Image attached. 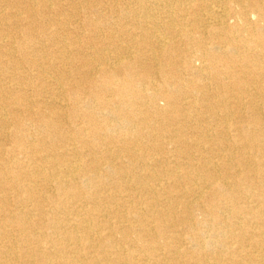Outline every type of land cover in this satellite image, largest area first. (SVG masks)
<instances>
[{
  "label": "bare ground",
  "instance_id": "1",
  "mask_svg": "<svg viewBox=\"0 0 264 264\" xmlns=\"http://www.w3.org/2000/svg\"><path fill=\"white\" fill-rule=\"evenodd\" d=\"M58 1L13 0L11 3L20 7L18 11L0 10V58L12 69L10 86L0 84V101H9L6 111L20 114L15 118L20 128H14L9 137L12 147L5 152L0 150V183L6 187L2 192H7L0 196V207H3L0 217L11 226L4 231L0 225V241L9 242L0 246V264H264V133L240 131L246 140L229 139L233 142L229 148L239 152L248 149L256 158L250 163L244 156L237 155L235 165L242 171L232 173L233 182L229 183L219 176V171L225 169L231 175L230 163L224 160L221 164H209L201 155L213 149L195 146L200 153L196 161L185 156L183 150L190 149L191 142L180 122L192 109L188 106L192 103L186 101L190 90L201 95L213 90L212 104L216 107L227 101L221 100L220 91L250 95L251 85L264 81V0H97L107 2L108 10L117 13L116 18L120 20L116 22L121 31L125 24L121 20H132L138 30L139 46L152 39L157 44L156 51L166 47L178 52V57L183 55L179 64L185 70L182 72L190 73L192 79H184L174 68L157 64L154 50L150 52V66L143 65L138 57L132 58L129 41L135 36L130 35L129 29V40L120 48L130 61L121 74L109 63L111 52L106 45L83 48L74 42L77 43L75 55L84 60L89 75L98 72V52L104 54L102 61L106 67L109 65L100 73L101 85H96L93 79L95 84L86 90L87 95L105 109L109 121L101 128L90 121L93 113H86L82 117L86 116L89 121L80 128L71 124L68 127L72 133L66 136L58 123L64 119V114L60 113L65 103L62 98L47 101L39 97L27 102L22 86L24 78H17L21 83L15 79L18 65L26 64L43 85H33L37 96L55 92L62 95L64 45L56 38L57 30L47 38L40 24L55 22L63 26L64 31L78 12L88 8L96 12L97 8L96 0L90 1V5L85 1L66 0L76 11L67 18H59L63 13ZM229 2L237 7V20L231 27L227 24L231 12L227 7ZM22 12L33 20L31 25L40 21L39 33L35 34L28 27L26 17H20ZM159 12L163 14L162 21L159 18L160 22L155 21L149 27L143 25L145 19ZM5 18L11 23H1ZM112 19L110 15L104 17L103 24L93 23L94 29L99 32L101 27L112 29L116 24ZM14 24L23 27L22 32L10 30ZM159 25L168 42L161 43L164 36H159ZM179 36V41L188 46L185 51L177 50L179 41L175 38ZM96 37V34L89 35L93 43L90 45H95ZM104 38L112 41L109 34ZM41 41L52 46L51 54L41 53L43 47L38 46ZM171 56L169 53L168 59ZM195 59L201 66L191 65ZM52 70L55 80L48 82L47 74ZM2 72L0 69V75ZM197 78L203 79V83L196 84L193 79ZM86 79L90 80L88 76ZM8 89L17 94L14 103L11 95L5 93ZM104 91L111 92L118 102L106 103L101 97ZM158 98L164 99V106L155 104ZM146 104L151 106L148 113L140 108ZM207 105L212 107L210 103ZM116 107L125 111L116 112ZM256 108L253 109H260ZM148 118L159 126L148 127ZM25 119L28 123L22 124ZM36 122L39 124L35 127ZM6 123L0 113V125ZM31 128L41 129V136L31 138L28 132ZM203 132L194 136L197 146L211 140L208 132ZM2 135L0 131V139L4 138ZM257 135L261 137L258 144L254 139ZM47 137L54 138L44 140ZM142 140L146 143L142 144ZM165 143L172 145V155H181L176 156V161L169 159ZM221 148L229 149L228 146ZM153 154L159 157L154 158ZM122 156L126 162L115 164ZM130 166L140 175L127 178L130 170L122 173L120 169ZM177 166H181L178 171ZM155 167L168 176L166 186L156 181L157 173L151 169ZM6 203H12L14 209L7 210ZM194 203L203 216L200 222L190 212ZM201 227L205 230L200 231ZM186 241L191 246H186ZM43 247L47 250H41Z\"/></svg>",
  "mask_w": 264,
  "mask_h": 264
},
{
  "label": "rangeland",
  "instance_id": "2",
  "mask_svg": "<svg viewBox=\"0 0 264 264\" xmlns=\"http://www.w3.org/2000/svg\"><path fill=\"white\" fill-rule=\"evenodd\" d=\"M12 1L13 0H3L0 3V10L3 9L6 12H12V13L18 11V9L20 8L19 5L12 4L11 3ZM76 1L78 3L79 2H82L83 3L85 1L87 5H90L91 4L90 1H92V0H76ZM58 4L60 5V10H62L60 12L63 13V15L61 17H59V18H63V17L67 18L70 13H73V12L76 11L75 9H73L71 7V4L72 3L71 2H68L66 0H60V1H58ZM55 6H56V3H55ZM94 6L97 8L96 9V12L90 11V10H92L91 8L84 9L83 11L78 12L77 13V16L75 15V17L72 19L73 23L71 25H69L67 28H65L66 30L63 29L64 31L61 30V28L63 26L60 27L55 22H42V24H40V21H37V22H35V25H31V23H32L33 20L30 17H28L26 15V13L22 12L21 15H20V17L22 19H24L26 17V19H24V21L27 22L26 24H28V27L29 28H32V30L34 31L35 34L39 33L38 26H40V25H42L41 26L42 29H43L42 31L45 34V37H47V38H50L51 32H53L54 30H57L58 34H56L57 35L56 38L59 39V42H60L61 45L62 44L64 45V49H65L64 51H65L66 54H65L63 60H61V65L62 64L65 65L64 72H63L64 73V75H63L64 76V80H63V85H62L63 86L62 87V91H63L62 95H58L55 92V94L54 93L53 94H51V93H49V94L42 93L40 96H37L36 93H35V91H34V89L32 87H33V85L35 83H37L38 85H41V83H39V80L36 79V73H35V71H33V69L30 68V67H28L26 64H19L18 65L19 66L18 72H15V76H16L15 79L16 80L19 77H20V79L21 78H24V83H23L22 86H23V89H24V96L27 99V102H33L34 100H37L39 97L42 98V99L43 98L44 99H47V101H49L51 99H54V98L56 99V101H58L60 98H62V101L65 102V103L63 104L64 105V109L60 113H63L64 114V119L59 120L58 123L60 125V130H62L63 136H66L67 134L69 135V134L72 133V131L70 129L71 127L70 128L68 127L71 124L74 123L77 127L80 128V127L83 126V124H85L84 122L89 121L86 116L84 118L82 117L86 113H93L90 121L95 122V124H97L101 128H104V126L109 121V119L104 114V110L105 109H102L103 107L100 106V105H98L97 101H95L93 98H91V96H88L87 95L88 92L86 91L88 88H90V86L92 84H95V83H93V79L94 80L96 79V85H101V83L103 81V78L100 75V73L103 70L108 69L107 67H109V65L107 64V67H106V63L102 61L104 54L103 53L102 54H99V52H98V55L96 56V58H98L97 61H99L98 62V65L100 67L97 66V71L98 72H94L93 74H90L89 75L88 74L89 72L86 71V68L84 67V64H85L84 63V60L81 59V58H77L76 55H75L76 54L75 53V47H76V44L77 43H79L80 45H82L83 48L85 46H90V47L96 46V47L99 48V47H102L103 45H106V48H109L110 49L109 52H111L110 53V56H109V58H110L111 61L109 63L110 64H113L112 68L119 69L120 70L119 74H121L122 71L128 67V65H129L128 63L130 61V57H127V55L124 53V51H122V48H120V47L125 46V44L123 42L129 40L127 35H129L131 33L130 35L135 36V38H134L135 40L132 39L131 42L129 41V46L131 47L130 48V51L133 52L132 53V58L138 57L141 60V62H142L143 65L150 66V64H152V60L150 59L151 58L150 52L154 50V54L156 56L155 59H157V64H159L160 66H165V68H167V69L168 68L169 69L170 68L171 69L174 68L175 70H177V74H179V76L183 77L184 79H187V80L192 79V76H191L190 73H188V72H185L187 74L183 73L185 70L181 67L182 65L179 64V58L182 57L183 55L180 56V57H178L177 56V53L178 52H171V51H174V49L169 50L166 47L162 51L161 50H157L156 51L155 49L157 48L156 47L157 44H155L156 42L154 40H152V39H151V41L147 42L148 44L139 46L138 45V42L140 40H138L136 38V35H137V31L138 30L133 27V24L134 23L132 22V20H127V19L126 20H121L122 23L123 22L125 23L124 26H123L125 32L124 31H121V29L119 27V23L116 22V20H120V18H118V17L116 18V16H117L116 14L117 13H114V12H111V10H108V8H107V6H108L107 2L99 3L96 0V2H94ZM35 7H38V4ZM227 7L229 8V10H231V12L229 14V19L227 21V24L231 27V26L234 25L235 20H237V18H236L237 7L232 2H229L227 4ZM110 15L113 16V19L112 20L117 25L116 24L113 25V28L112 29H106V28L104 29V28L101 27L100 32L99 31H96L94 29L93 23L103 24V23H105L104 22V17H106V16L109 17ZM162 15L163 14L161 12L156 13V15H155V13H153L152 16H150L151 18L145 19V22L146 23L144 22L143 25L149 27V26H151V24L155 23V21H157V22H160V20L162 21V18H163ZM159 18H160V20H159ZM74 20H76V21H74ZM1 23H7V24H9V23H11V20L9 21V20H7L5 18V19L1 20ZM147 24H149V25H147ZM15 25L16 24H14V26H12V28L9 27V26L8 27L10 28V30L14 29V31L22 32L21 30H22L23 27L16 26V27H19V28H16ZM128 29L130 30V33L128 32L129 31ZM186 30L189 31V27H186ZM94 31H96L97 33H94ZM157 31L159 33V36L160 35L164 36V39H163V41H161V43L162 42L164 43L165 40H166L165 42H168V40L165 39L166 34L161 29V25H159V28H158ZM193 33L196 34V36L198 35L195 32H193ZM64 34L66 36H64ZM93 34H96L97 35V37H96V43H95V45H90V44H93V43H92V41H90L88 39V37H89V35H93ZM107 34H109L110 35V38H112V41L111 42H109V40H107V39L104 38L105 35H107ZM162 36H160V37H162ZM41 39H43V38H41ZM179 40H181L180 39V36H179V38L178 37L175 38V41H179ZM74 42H77V43H74ZM0 43H1V41H0ZM176 43L178 45L177 46L178 47L177 50L185 51V50L188 49V46H186V44H184V42L179 41V42H176ZM3 44H4V42H3ZM48 44L45 41H41L40 42V44L38 46L41 45L43 47V48L39 47V48L42 49L41 50V53H44L46 55L47 54H51V51H52L53 48H52V46H50ZM166 45H168V44H166ZM3 46H6V44H4ZM148 46H150V47L148 48ZM9 49L11 50V48H9ZM72 50H74V51L72 52ZM167 51L169 53H172V56H171V59L172 60L171 59H168L169 53H167ZM120 54L123 55V56H121ZM16 55L18 56V54H16ZM124 55H125V57H124ZM48 57L50 58V56H48ZM115 60H116V62H115ZM118 60H119V62H118ZM192 61L193 62H192L191 65H193L194 67L201 66V63H199V61H197L196 59L195 60H192ZM55 64L57 66L60 65L59 63H55ZM82 65H83V67H81ZM180 68H181V72L179 71ZM0 69H3V72L0 75V82L2 81L0 84L1 85L3 84L4 86L9 87L10 84L12 83L11 82V79L12 78L11 79L9 78V76L11 75L12 69L8 65V62H6L4 59H1V58H0ZM53 74H55L54 70H52L51 73L47 74L48 78H46V80H48V82H54V80H55V77L54 76L55 75H53ZM67 74H68V76H67ZM87 76L89 77L90 80H87L86 79ZM193 80H196L195 81L196 84H198V82H199V84H202L203 83V79H200V78L199 79L198 78L197 79H193ZM16 82L17 83H21L22 81L21 82H18V80H17ZM77 82H78V84H77ZM41 86L43 87V85H41ZM250 90H251V94L250 95H246V94L240 95V94H237V93H233L232 94L230 92H222V91H220L221 92L220 94H222L221 100L222 101H226L227 100V101H226V103L223 102L224 104H221V105L218 104L216 107H215L214 104H212L214 102V100H213V98H214L213 90H210V91L208 90L206 92L204 91V93L202 95L200 93H196V91H194V90H190V93H188V98H186V101H189V102L192 103V104L188 105L192 109L190 110V113L188 114L189 116L184 117V118H180V122L184 125V132L186 134V137L189 139V142H191V146H190L191 147L190 148L191 150L190 149L183 150V152L185 153V156H188L190 158H193L194 159L193 161H196L198 159L197 158L198 155L200 154L199 152L197 153L196 147H199L200 146V148L201 147H204V148L206 147V148L213 149L212 152L211 151L210 152H206V150H205V152L203 154H201V155L204 157L203 159H206V160L209 161V164H213V163L214 164L215 163L221 164V161L223 162L224 160H225L224 161L225 163H227V162L230 163V169H232V170H230L231 175L229 173H227L225 171V169L219 171V176L221 175L220 177H222L224 179H227L229 183L230 182H233V177L232 176H233L234 173L239 172V171H242V169H240L238 166L235 165V159H236L237 155H240V157H243L244 156V158H247V160L250 163L253 162L254 160H256V158L253 156V153L251 151H249L248 149H246L243 152H239L235 148H229V147H232V146H229V144H232L233 143L231 141L239 140V142H240L241 140L242 141L246 140L244 138H247V137L246 136H243L242 134H240L239 133L240 131H241V133L242 132H246L247 134L248 133H253V132H258V131H261L262 133H264V81H262L260 83L252 84ZM5 93H9V95H11L12 101L14 103V101H15V99L17 97V94L13 93L12 92V89H8L7 91H5ZM110 95L112 96L111 92H105L104 91V92H102L101 97L104 98V99H106V103H108L109 105L110 104H113V102H118L117 99H115V97H113V96L110 97ZM230 95H232V96H230ZM0 96L2 97V94H0ZM225 97H227V98H225ZM200 101L203 102V103H201ZM209 103L212 106V107L210 106L211 108H208L209 105H207V104H209ZM155 104L158 105V107L164 106V99L158 98L155 101ZM254 105L256 107L260 108V109L256 108L258 110H254L253 109L255 107ZM3 106H5V108ZM6 107L7 108L10 107L9 101H6V100H4V102L3 101H0V108H3L2 111H0V113H3V119H5L6 122H7L5 125H2V124L0 125L1 134H3L2 136H4V138L0 139L1 140L0 141V150L2 149L4 152L5 151H8L12 147V145H13V142H11V139L9 138V137H11V134H12L13 129L16 128V127L20 128L19 127L20 126V122L18 123V121L16 122V120H15V118H16V116L18 114L15 115L13 113H10V111H6ZM112 107H110V108H112ZM140 108L143 110V112H147L148 113L150 111L151 106L149 104H146V105L141 106ZM203 108L204 109L206 108V109L204 110ZM33 109H35V107H33ZM115 109H116V112L125 111L121 107H116ZM233 109H235V110H233ZM7 110H9V109H7ZM56 111H57V109H56ZM235 112H236V114H235ZM41 113L46 114L45 111H42ZM4 116H5V118H4ZM77 116H80V117L77 118ZM200 116H202V117H200ZM18 117H20V114L18 115ZM8 118L11 121H9ZM198 122H200V123H198ZM24 123H28V119L23 120L22 124H24ZM36 123H34L35 124V127L39 124V123H37V124ZM103 124H104V126H103ZM117 124H119V123L117 122ZM117 124H115V125H117ZM146 124H147L148 127H158L159 126L156 123V121H153L152 118L146 119ZM198 125H200V126H198ZM10 126H11V128H10ZM33 127H34V125H33ZM160 128H161V124H160ZM195 128H197V129H195ZM166 130H163L162 129L163 132L166 131ZM211 130L213 132H211ZM202 131H204L203 133H207L208 132V134L210 135V139L211 140H209L204 145L198 144V146H197L196 145L197 143H195L196 142V139H195L194 136H195L196 133L202 132ZM227 131H228V133H227ZM28 132H29L31 138L34 139V138H36V136L37 137L41 136L40 133H42V130L41 129L34 130V129L31 128V130H29ZM50 132L53 133L52 131H50ZM9 134H10V136H9ZM82 136H84V135H82ZM226 137H227L228 140L226 139ZM47 138H49V137H47ZM47 138H45L44 140L49 141V140H51V138H54V137H50L49 139H47ZM61 138H63V137H61ZM229 139H231V141ZM254 139L256 140L255 143L258 144L259 143L258 139H261V137H259L257 135V136L254 137ZM192 141H193V143H192ZM226 141H227L228 144L226 143ZM70 142L71 141L69 140V143ZM143 142L146 143V141H143L142 140V144H143ZM158 142L161 143V140L158 141ZM239 142H237V143H239ZM5 144H6L7 147L5 146ZM163 145L165 147L166 152L168 153V156L170 155V158L169 159H171V161L173 159L175 160L176 156L177 157L178 156H181V155L176 154V153L175 154L173 153L174 156L171 154V152H172V145L171 144L165 143ZM221 146H228V148H229L228 151L227 150L226 151L222 150ZM216 147H217V149H216ZM1 154H3V153H1ZM153 156H154V158H158L159 157L158 154H153ZM163 156H165V155H163ZM218 156H220L222 158H220ZM3 157L5 158V155H3ZM213 157L216 160L213 159ZM217 159H219V160H217ZM230 159H232V160H230ZM125 160L126 159L122 156V158H120V160L119 159H116L115 160V162H116L115 164H118L120 162H126ZM180 167H178V166L175 167V169H177L176 171L180 170ZM151 169L157 173V176H156L157 177L156 178L157 180L156 181L159 182V185L166 186L167 185V181H169L168 176L165 175L164 173L158 171L159 170V167H155V168H151ZM120 170H121L122 173L124 172V170H128V171L130 170V175L126 176L127 178H131V177H135L137 175H140V172L138 170H135V169L132 170V166H130L129 169H123V168H121ZM131 170L133 171V173H132ZM201 174H203V173H201ZM200 186H202V184ZM5 188L6 187L3 186L0 183V196H2L3 194H7V192L6 193L2 192V190L5 189ZM203 202H205V201H203ZM4 207L7 210L14 209V206L12 205V203H10V204L9 203H6ZM191 207H192L190 209L191 210L190 211L191 212V215L193 216V218L195 217L194 219L196 221H199L200 222L203 219V216L200 215L199 210H198L197 206L195 205V203ZM0 208L3 209V207H0ZM2 215L3 214H1L0 216H2ZM7 224H6V222H2V218L0 217V225H1V227H2V229L4 231H8V230L11 229V226H9ZM203 229L205 230V228L201 227L200 228V231H204ZM205 236H207V233H206ZM116 238H118V235L116 236ZM1 241H0V246L3 245V244H5V245L6 244L7 245L9 244V242L7 240H4L2 242ZM185 245L188 246V247L191 246L188 241L185 242ZM44 247L47 248V246H44ZM44 247L41 248V250H44V251L47 250Z\"/></svg>",
  "mask_w": 264,
  "mask_h": 264
}]
</instances>
